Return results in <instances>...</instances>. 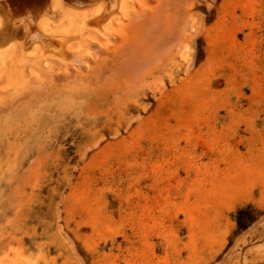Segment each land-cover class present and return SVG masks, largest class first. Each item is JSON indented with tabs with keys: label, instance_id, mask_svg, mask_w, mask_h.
<instances>
[{
	"label": "rangeland",
	"instance_id": "obj_1",
	"mask_svg": "<svg viewBox=\"0 0 264 264\" xmlns=\"http://www.w3.org/2000/svg\"><path fill=\"white\" fill-rule=\"evenodd\" d=\"M0 264H264V0H0Z\"/></svg>",
	"mask_w": 264,
	"mask_h": 264
},
{
	"label": "trees",
	"instance_id": "obj_2",
	"mask_svg": "<svg viewBox=\"0 0 264 264\" xmlns=\"http://www.w3.org/2000/svg\"><path fill=\"white\" fill-rule=\"evenodd\" d=\"M253 211H254V208H252L250 206H246V207H243V208L236 210L235 218H236V223H237L238 229L244 228V225L250 219L248 217H250V214H252Z\"/></svg>",
	"mask_w": 264,
	"mask_h": 264
}]
</instances>
